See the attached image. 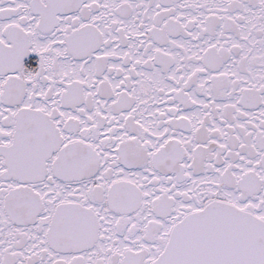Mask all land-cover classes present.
<instances>
[{"label":"snow or ice","instance_id":"1","mask_svg":"<svg viewBox=\"0 0 264 264\" xmlns=\"http://www.w3.org/2000/svg\"><path fill=\"white\" fill-rule=\"evenodd\" d=\"M0 264H264V0H0Z\"/></svg>","mask_w":264,"mask_h":264}]
</instances>
